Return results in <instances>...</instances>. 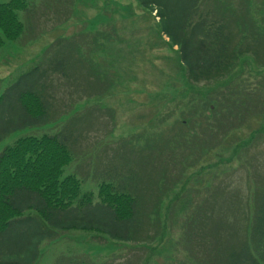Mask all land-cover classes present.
<instances>
[{
	"label": "rangeland",
	"instance_id": "1",
	"mask_svg": "<svg viewBox=\"0 0 264 264\" xmlns=\"http://www.w3.org/2000/svg\"><path fill=\"white\" fill-rule=\"evenodd\" d=\"M27 1L29 10L19 12L25 32L0 47V92L12 96L26 87L22 75L56 63L47 55L55 43L66 41L61 52L75 46L69 54L84 59L87 70L79 72L81 89L73 78L58 80L54 108L62 112L44 124L20 125L13 97L0 102V153L25 135L75 133L73 160L62 177H79L82 192L94 193V205L103 182L140 189L147 217L141 233L148 232L122 239L59 230L43 241L32 264H198L195 258L219 244L221 212L222 240L233 239L235 230L221 250L237 242L236 212L252 211V197L264 187V63L243 57L226 79L190 82L179 45L154 9L169 14L166 24L178 33L198 0ZM241 4L264 18V0H201L199 11L234 19ZM150 168L157 183H150ZM25 243L13 244L11 233L0 238L2 263L29 264L25 253L17 260Z\"/></svg>",
	"mask_w": 264,
	"mask_h": 264
},
{
	"label": "trees",
	"instance_id": "2",
	"mask_svg": "<svg viewBox=\"0 0 264 264\" xmlns=\"http://www.w3.org/2000/svg\"><path fill=\"white\" fill-rule=\"evenodd\" d=\"M152 3L160 4L155 1ZM200 4L201 0H198L189 6L183 21L178 25V33L166 24L169 14L162 8L154 9L162 22L163 31L175 46L179 45L181 59L190 82L226 79L243 57L255 55V62L264 63V18H261L259 11L248 9V6L241 4V11L236 10L237 15L230 19L224 15L217 16L209 9L200 12ZM29 6L27 0L0 1V47L8 40H17L23 35L26 27L19 12L28 11ZM62 44L60 42L56 46L55 43L47 53H51L49 61L57 59L56 63H45L42 72L38 66L35 68L37 73L29 72L20 77L19 83L25 84L26 87L19 88L12 96H8V91L0 92V102L13 97L18 103L22 115L20 125L44 124L62 112L60 107L54 108V92L58 90V80L62 82V79L66 78L70 81L73 78L78 88H82L78 77L82 67L87 70V62L78 55L76 58L71 57L69 50L75 46H67L68 48L61 52ZM66 53L67 56L64 55ZM98 77L97 74V83L100 82ZM97 89L102 91L98 87ZM236 103L239 108L244 107V104ZM56 110L57 113L53 116ZM241 116L238 115L240 118ZM12 117L13 114L8 113L9 122ZM261 128L264 129V126ZM7 132L5 130L2 135ZM77 141L75 133L67 134L65 131L56 134L45 133L41 136L25 135L7 145L0 153V238L11 233L13 244L14 240H18V243L26 240L25 249L22 245L17 251V260L20 262L28 257L29 260L24 263L32 264L40 254L39 247L43 241L54 239L59 230H94L122 239L130 236L136 239L148 237V232L141 233L145 231L142 227L145 214L141 210L140 189L134 188L135 191H132L125 188L128 184L117 186L113 182H103L99 190L100 201L98 205H94V193L82 192L79 177L75 174L62 177L64 168L73 160L71 148ZM155 172L156 170L150 168L151 184L156 181L153 178ZM263 190L264 187L257 189L255 197H252V211L236 212L239 224V240H234L236 245L233 242L222 250L220 248L235 237L234 230L233 239L222 240V223L225 218L221 212L219 244L214 242L209 247L207 256L195 258L197 262L264 264ZM92 210H96L99 215L92 216ZM215 245L217 248L214 249ZM216 252L219 253L217 258ZM22 253L27 257H21ZM2 258L0 245V264H3Z\"/></svg>",
	"mask_w": 264,
	"mask_h": 264
}]
</instances>
